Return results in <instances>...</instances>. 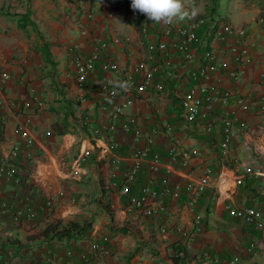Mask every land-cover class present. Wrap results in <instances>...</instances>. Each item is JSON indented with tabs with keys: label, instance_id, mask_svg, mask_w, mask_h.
Segmentation results:
<instances>
[{
	"label": "crops",
	"instance_id": "crops-1",
	"mask_svg": "<svg viewBox=\"0 0 264 264\" xmlns=\"http://www.w3.org/2000/svg\"><path fill=\"white\" fill-rule=\"evenodd\" d=\"M188 7L197 10L195 17L206 20L196 27L201 43L210 39L207 24L211 19L245 27L252 42L238 80L244 106L228 99L191 122L184 120L178 105L179 95L196 81L186 75L189 66L179 67L182 59L176 55L171 63L156 51L146 57L138 42L141 14L126 0H0V152L5 155L14 142L18 144L16 179L0 178V200H25L36 209V216L29 220H14L0 209V248L15 264H40L35 262L37 255L51 259L45 248L54 251L52 259L57 264L62 249L77 240L48 239L43 227L51 220L64 224L82 218L91 221L90 236L107 233L111 238L110 254H93L86 264H264V111H258L264 99V0H193ZM108 8H114L115 16L106 26ZM89 9L91 17L86 16ZM82 27L87 33L79 36ZM112 34L127 40L110 45L109 55L118 58L123 68L137 58L158 63L155 78L162 80L163 87L142 90L123 107V112L135 115L142 135L135 141L117 129L111 133L117 144L106 152L105 138L93 136L91 130L107 120L94 88L103 73H111L101 72L96 64L78 84L67 75L71 68L68 46L77 41L86 53L92 48L93 35ZM212 45L217 62L228 64L231 58L226 47L214 40ZM201 50L199 45L196 55ZM173 71L177 75H171ZM211 80L220 86L233 85L222 71L213 72ZM29 88L40 105L36 100L23 104ZM224 110L231 114L233 137L229 150L221 154L218 142ZM25 118L29 145L18 131V123ZM206 121L211 122L209 131L203 127ZM152 128H156L153 134ZM136 143L144 145L148 155L158 153L161 160L154 168L150 160L142 161L127 190L121 191L110 157L115 156L125 168ZM172 148L177 156L183 149L198 153H191L188 165L182 167L178 157L168 160ZM165 167L171 180L180 184L176 197L163 200L172 216L162 221L159 216L128 210L129 194L142 182L157 181ZM205 167L213 176L194 209L201 226L185 240L173 227L178 223L191 228L184 185ZM247 205L260 211L259 223H247L228 211L229 206Z\"/></svg>",
	"mask_w": 264,
	"mask_h": 264
},
{
	"label": "built area",
	"instance_id": "built-area-1",
	"mask_svg": "<svg viewBox=\"0 0 264 264\" xmlns=\"http://www.w3.org/2000/svg\"><path fill=\"white\" fill-rule=\"evenodd\" d=\"M114 1V0H111ZM193 0H185V6L189 10V5ZM127 5H131V0H126ZM92 9L86 12L87 17L92 16ZM141 14V13H140ZM115 16L114 8H108L104 13L105 25H110ZM205 18L195 17L186 19L181 22H174L170 25L161 23H153L148 20L145 14H141L138 23V32L140 33L139 43L146 50V57H150L153 51L163 56L166 62H172L174 55L179 56L182 61H178L179 67L189 66L187 74L193 77L196 81L189 84L186 89L178 97V105L181 109V114L186 122L201 120L206 111L213 107L224 104L228 99H233L238 106H244V97L239 94L238 80L242 75L245 66L247 65L251 38L247 29L243 26L234 25L225 20H209L207 26L211 32L210 39L201 43L196 35V27L205 23ZM87 29L82 27L79 29V36L85 35ZM127 40L126 36L112 34L109 36H92V48L88 52H83L80 49L77 41L68 46V54L71 61V68L67 75L75 82L80 84L91 71L95 69V65L101 72H110L111 76L104 73L98 78L94 88L96 100L100 107L107 112V120L98 127H93L91 132L93 136L105 138L103 149L106 152L113 150L117 142L112 137L111 133L120 129L124 133H128L137 141L142 135L133 114L123 112V107L129 103L132 98L142 90L160 91L163 87L161 79L155 78V73L158 70V63L149 62L144 58H137L127 68H123L119 63L118 58L109 55L110 45H120ZM212 40L223 44L231 58L227 64L217 62L215 50L212 45ZM199 45H202V50L199 55H196V50ZM220 71L231 80L232 86H220L211 80L213 72ZM171 75H177L176 71L170 72ZM1 78L5 77V73H1ZM128 81L131 88L127 91L117 86V82ZM28 98L25 99L24 105L28 106L30 101L36 100V95L32 88L28 89ZM122 98L120 99V97ZM40 100H36V104L40 105ZM258 111H264V99L259 102ZM230 112L224 110L221 115L222 132L218 142V149L221 154H225L232 143L233 129L232 117ZM161 123V122H160ZM165 125L162 122L161 125ZM238 125L243 127V122ZM206 131L211 129V122L203 123ZM18 131L23 136L25 145H29L31 137L29 134L28 118L18 123ZM156 128H152L149 132L154 133ZM178 141V140H176ZM18 152V144L14 142L8 152L4 155L0 152V178L7 180L16 179L17 165L14 157ZM191 153L196 151L181 150L179 156L175 149H171L167 155L168 160H173L178 157L179 165L186 167L188 158ZM131 163L125 168H122L115 156L110 157V162L114 168V174L119 175L120 190L125 191L128 184L133 180L139 165L142 161L150 160L151 168H154L161 158L156 152L148 155L144 145L134 144L131 153ZM167 160V162H168ZM170 162V161H169ZM169 167L161 171L157 181L149 179L138 185V189L134 193H130L126 208L132 210L142 216L158 217L159 220H166L172 216V210L169 206L163 203L166 198L176 197L180 189L178 181L171 180ZM77 169H73L76 173ZM212 175L209 167H205L203 173L190 178L184 185L186 198L184 205L191 214V228H185L182 225L175 223L174 230L185 240L197 233L200 229V216L194 211L198 198L202 193L208 178ZM213 176V175H212ZM240 176H236V182H240ZM59 194H63V190H59ZM73 199V198H71ZM0 209L4 213H8L14 220L33 219L36 216L34 206L28 204L25 200L15 201L0 200ZM228 211L247 223L257 224L261 220L260 211L254 206L247 205L242 207H228ZM73 246L64 247L61 251V257L57 264H86L89 258L93 255L108 256L111 250V238L107 233L100 234L98 237L88 236L85 239L74 241ZM49 254L51 248H45ZM41 257L37 255L35 262L40 264H54V258ZM0 264H15L0 248Z\"/></svg>",
	"mask_w": 264,
	"mask_h": 264
},
{
	"label": "clouds",
	"instance_id": "clouds-1",
	"mask_svg": "<svg viewBox=\"0 0 264 264\" xmlns=\"http://www.w3.org/2000/svg\"><path fill=\"white\" fill-rule=\"evenodd\" d=\"M132 10L145 14L153 23L170 25L186 19H193L197 10L190 11L185 6V0H131ZM117 86L127 91L131 88L128 81L117 82Z\"/></svg>",
	"mask_w": 264,
	"mask_h": 264
},
{
	"label": "trees",
	"instance_id": "trees-1",
	"mask_svg": "<svg viewBox=\"0 0 264 264\" xmlns=\"http://www.w3.org/2000/svg\"><path fill=\"white\" fill-rule=\"evenodd\" d=\"M91 228V221L86 218L82 219H71L66 223L61 224L59 219L51 220L42 229L44 235L48 239L56 240H81L89 236ZM16 243V240H12Z\"/></svg>",
	"mask_w": 264,
	"mask_h": 264
}]
</instances>
